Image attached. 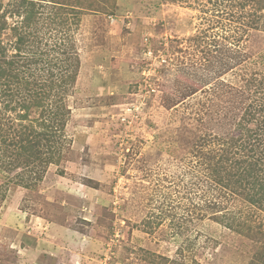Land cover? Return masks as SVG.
Returning a JSON list of instances; mask_svg holds the SVG:
<instances>
[{
  "label": "rangeland",
  "instance_id": "374dc122",
  "mask_svg": "<svg viewBox=\"0 0 264 264\" xmlns=\"http://www.w3.org/2000/svg\"><path fill=\"white\" fill-rule=\"evenodd\" d=\"M9 2L7 55L65 50L75 75L44 100L52 118L62 109L60 154L0 167V264H264V209L253 234L240 231L232 218L249 202L213 172L264 155V143L246 144L264 118V7L246 29L238 16L252 4L36 0L27 24ZM34 111L22 124L39 129ZM8 137L0 130L1 164L19 149Z\"/></svg>",
  "mask_w": 264,
  "mask_h": 264
},
{
  "label": "trees",
  "instance_id": "16d2710c",
  "mask_svg": "<svg viewBox=\"0 0 264 264\" xmlns=\"http://www.w3.org/2000/svg\"><path fill=\"white\" fill-rule=\"evenodd\" d=\"M14 1L16 0H10L9 4L13 5ZM215 1L219 8L223 7L225 3L226 6L232 3L235 6L239 5L242 9L252 4L253 8L250 7V11L246 10L238 16L239 20H243V18L248 19L242 22L244 25H241V27L246 29H248L247 26L250 28L260 27L259 23L262 21V18L258 12L264 7V0ZM35 3L36 0H20L19 6L15 3V6H18L16 11L19 15L26 14L28 11L30 12L26 16L25 21L27 24L33 20ZM255 3H257L256 8ZM1 5L2 3H0V8ZM251 9L256 10L252 11ZM4 19V11H2L0 13V32L5 29L6 20ZM16 28L17 26L15 29ZM26 36L21 35L17 44L22 45L28 42ZM50 48L53 51H57L64 47L61 44L55 43L51 45ZM18 50L21 51V46H19ZM27 50H29L28 55L17 52L8 56V49L0 40V130L10 135L8 138L11 142L9 143L19 148L17 150L14 148V150L10 151L7 157L4 156L2 160L3 163H0V167L4 168L10 174L11 172L19 171L18 164L20 163L23 164L25 168H30L33 166L32 164L36 165L40 163L39 161L49 164L54 161L53 157H55V155L60 154V152L56 153V151L52 150V147H57L54 143V141L57 142V140H54V138L58 128L61 130L60 125L64 127L65 120L61 123L63 117L60 116L62 114V109L58 107L57 110L52 112L53 115H57V118H52L51 112L49 111L50 109L48 110L44 107V100L50 97L53 91H57L60 87L69 84L72 80L71 78L75 75L74 73H69V68L72 67L73 62L72 58L68 59L70 56H67L69 54L67 51L63 50L60 54L53 56L45 54L44 57L43 51L41 52L42 55H40V50L38 49L31 48ZM14 103H16V106H14ZM17 108L24 110V112L20 114L21 120L17 122L18 126L14 121L7 119L8 111ZM260 108L259 113L262 111L264 112V105ZM33 110H35L34 113L37 112L39 115L34 118L31 123H37L39 129L42 130H39L34 125L22 124V121L31 119L29 112ZM249 114L250 112H248L247 115ZM55 120H58V122H55ZM246 120L250 122V119ZM242 131L244 130L242 129L241 132H239L242 133L240 135L244 134ZM260 131L261 134H254L255 137L257 136L256 139H254L253 133L251 137L249 136L248 143L245 142L247 146L251 145L249 142L250 139H253V141L256 140L259 144L264 143V118L260 123ZM236 144L237 142L231 143L230 146H236ZM253 145L255 146V144ZM42 146H44L46 150H43ZM257 147L260 148V145ZM262 149L264 150V148ZM251 151H253V149ZM43 152L49 154L47 160L42 159ZM250 157L253 158L252 156L248 158H237L236 162H233L236 166V170L232 171L230 169V172H222V170L227 169V167L224 166H221L222 169H220L221 167L217 170L216 168L213 169V172H218L221 176V183L227 185L229 188L231 187L235 192L238 191L240 195L246 196L250 206H248L245 217L241 219V221L235 218L232 219L236 222L240 231L246 229L249 235L250 233H254V224L251 221L253 215L259 208L264 209V161H262L264 160V155L256 159V161L249 160ZM199 162V166L203 164L206 165L205 159H201ZM21 177V179L24 180V176L22 175ZM255 234L258 238L259 231ZM260 234L262 235V233Z\"/></svg>",
  "mask_w": 264,
  "mask_h": 264
}]
</instances>
